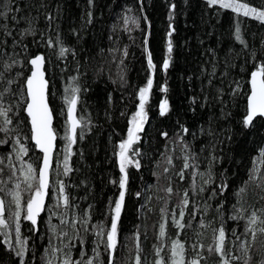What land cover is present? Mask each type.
Masks as SVG:
<instances>
[{
	"label": "trees",
	"instance_id": "16d2710c",
	"mask_svg": "<svg viewBox=\"0 0 264 264\" xmlns=\"http://www.w3.org/2000/svg\"><path fill=\"white\" fill-rule=\"evenodd\" d=\"M237 2L255 6L261 0ZM172 4L176 6L174 11L170 7ZM15 6L23 10L18 16L35 18L36 35L23 39V44L28 46L27 52L22 45L13 49L11 38H8L7 53H18L16 58L24 64V67L17 65L13 69V75L22 72L23 76L17 78L18 83L12 85V90L16 93L23 90L24 95H9L5 99L6 102L26 101L24 78L31 71L27 60L36 54H44L49 103L58 136L51 179L56 186L57 200H53L50 191L46 210L36 226L38 231H33L34 226L21 217V239L27 241L25 264H45L46 248V258L56 257L55 264H61L63 254H53L52 248L67 252L69 247L73 260L80 259V252L85 251V261L93 258L94 264H107L106 233L110 229L113 202L120 192L118 183L111 181H119L122 175L119 144L127 139L132 127V116L138 110L139 88L146 85L152 74L147 63L145 39L156 65L154 85L146 106L144 130L138 133L140 140L133 145L139 155H135L133 150L128 153L133 161H139L140 167L137 169L132 164L127 168V192L118 224L114 264H135L137 234L141 264H155L160 258L156 249L160 247L164 249L160 256L165 264H171L172 242L177 239L185 245V264L194 259L199 260V264H223L224 260L229 264H243L246 258L234 260L232 257H241V241L249 238L243 235L247 218L253 211L264 218V212L260 211L264 209V180L249 181L254 159L264 148V117L256 118L251 127L243 125L250 93V73L254 65L264 61V23L218 5L210 7L206 0H91V3L89 0H15ZM48 15L53 17L51 21L47 19ZM125 17L137 19L138 26L129 21V31H126ZM237 21L247 41V49L234 38ZM170 24L175 29L173 52L170 67L165 72L162 64L168 58ZM25 26L21 21L18 27ZM57 34L75 55L69 52L60 58L58 45L47 46L46 40L50 37L55 42ZM16 38L20 39L19 35ZM125 48L126 58L123 56ZM252 52L257 54L256 59L252 58ZM225 61L229 67H225ZM78 63L83 75L77 73ZM213 64L217 65V75L209 85ZM225 72L227 75L221 77ZM77 75L81 87L77 116L83 117V121L77 129V143L73 145V154L69 158L73 171L65 176L61 165L67 154L68 141L64 137L68 134L69 125L67 104L63 98L65 88L72 83L71 77ZM237 81L241 87L238 94L233 95ZM165 84L167 93L160 90ZM218 88L223 89L222 97L217 96ZM164 98L169 101L170 111L162 117L159 104ZM25 107L26 103L20 102L10 113L13 125L9 127L15 131L7 136L0 133V139H8L7 144L0 145V159L4 160L0 165L4 168L0 181L7 184L11 181L12 171L9 157L16 174L19 171L14 151L18 148L15 144L17 138L29 148L26 157L30 163L36 168L41 164L42 156L31 141ZM2 125L3 118L0 117ZM181 125L189 129L188 134H182ZM163 132L168 133L167 138L161 135ZM181 135L190 150H185ZM185 155H194L188 160L191 166L187 169L183 167ZM211 155H215L217 160L210 162ZM57 165L59 175L56 177ZM256 166L259 168L257 176L264 175V164ZM182 170L183 179L179 176ZM209 173L211 182L205 184ZM58 181L66 185L69 196L67 208L59 198ZM223 184H227L223 195H212L213 191L218 193L219 186ZM168 187L172 188L171 194L166 191ZM201 187L205 189L203 192ZM241 187H246V192L237 196ZM185 191L190 201L187 208H183L181 203ZM182 208L185 212L182 223L186 227L179 229L172 218L175 214L179 219ZM194 211L195 218L192 216ZM233 216L243 218L233 219ZM62 218L68 223H60ZM84 219L88 220L87 224L83 223ZM201 223L205 226L201 227ZM161 224H165L163 237L159 236ZM52 226L56 227L55 234ZM221 226L225 228L227 237L223 256L208 251L209 247L215 248L218 233L214 230ZM101 228L105 234L98 236ZM9 231L7 238L0 234V264H19L20 258L15 255V250L8 247L10 240L17 250L19 248L11 229ZM233 231L240 240L232 235ZM65 232L67 236L63 235ZM96 252H99L98 259H95ZM262 253V248L253 246L251 264H259Z\"/></svg>",
	"mask_w": 264,
	"mask_h": 264
},
{
	"label": "snow or ice",
	"instance_id": "6c2138e0",
	"mask_svg": "<svg viewBox=\"0 0 264 264\" xmlns=\"http://www.w3.org/2000/svg\"><path fill=\"white\" fill-rule=\"evenodd\" d=\"M91 3V0H89ZM207 4L212 6H219L222 9H231L233 12L238 15L242 13L244 17L254 18L261 23H264V0H261V3L251 6L249 3H239L237 0H206ZM15 0H8V4H5V0H0V117L3 118V125L0 126V133H4L7 136L10 132L15 131L14 128H10L9 126L13 125V117L10 113H13V108L18 107L20 102L26 103L25 112L27 116L30 118L31 124V140L34 141L35 146L43 153L42 156V165L39 168L34 167L33 163H28L26 170L21 168L20 172L23 175V183L25 185L24 191L29 192L30 196L26 202L22 204V195H21V183L17 182L14 185V188H8L6 181H0V234H3L6 238L10 236V229L14 230L16 237V245H19L18 250L15 248V245L8 241V247L10 249L15 250V255L20 258L19 264H25V255H26V240L21 239V212L24 210L23 219L27 220L33 225V231H38L39 229L36 227L38 224V217L42 212L46 210L45 199L50 195V171L52 170V158H53V150L55 148V141L57 139V134L53 129V110L49 106V81L45 78V56L44 54H36L28 58L27 63L31 65L30 75L24 78V89H26V101H7L6 96H23L24 91L22 90L20 93L13 92L12 85L18 83V77L23 76L22 72H16L13 75V69L19 65L20 67H24V64L21 60H18L15 55H10L7 53L6 49L8 46V38H11L12 48L15 49L18 46H23V50L27 52V44H23V39L29 35H36V28L33 26L35 18H29L27 15L17 14L21 13L23 10L19 6L13 7ZM171 9L175 10V4H172ZM91 13H89V17ZM173 17L170 14L169 20ZM47 19L51 21L53 17L51 15L47 16ZM145 19H147L145 17ZM21 21L26 25L23 28H19ZM131 23L136 24L138 26V20L130 17H125L124 23L126 25L125 30L129 31L127 25ZM89 22H91L89 20ZM169 31L167 33V53L168 58L164 59L162 64V69L166 72L170 67L171 53L173 52V41L172 35L175 29L172 25H169ZM19 35L20 39H17L16 36ZM234 38L238 41L245 49L248 48L247 41L243 38L241 34L240 22L237 21L235 25ZM145 43V51L147 53V63L148 68L151 70L149 77L146 80V85L144 87L139 88L138 93V110L132 116V127L128 131V137L126 140L122 141L119 144V170L121 172V177L119 181H111L112 183H118L120 192L119 197L116 199L114 203V207H112V216L110 222V229L106 233L107 244L106 250L108 251V262L107 264H114L115 253L117 249L118 243V224L121 217V211L124 206L125 196L127 192V184H128V172L127 168L134 164V166L139 169L140 163L138 160L133 161L129 157V150H133L135 155H139L137 150L133 149V145L140 140V136L138 133L144 130V123L147 120V112L146 106L149 102L150 93L153 89L154 79L153 75L156 70V65L153 63L151 52L147 50V39L144 41ZM46 44L48 47H56L59 46L58 56L63 58L67 53L72 52L75 55L74 51L66 46H64L63 41L60 39L59 34H57V38L55 42L49 37L46 40ZM128 55L127 49L123 50V56L126 58ZM252 58L256 59V53H251ZM7 57V59H3V57ZM123 64V60L120 61ZM230 64L228 61H225V67H229ZM216 68L217 65L213 64L212 69L209 73L211 77L208 81L209 85L212 84L213 79L216 78ZM77 73L79 75H83L80 73V65L78 63ZM79 75L71 77L72 83L69 84L65 88V96L64 101L67 104V121H68V134L64 137L68 141L66 152L67 154L63 157L62 167L64 175L67 176L73 169L69 165V158L73 154L72 148L73 145L77 143V129L81 127L83 117H77L75 113L77 112V105L79 103V95L81 92V87L78 84ZM227 75V73H222L221 77ZM123 79V76L120 77ZM250 93L247 96V108L246 115L243 119V125L245 128L251 127L253 121L257 117H264V61H260L256 65H254V70L250 73ZM236 88L233 89V95L238 94L240 90V83L235 82ZM163 93L168 92V87L165 84L160 89ZM217 96H223V89H217ZM193 103H195V98H193ZM170 111L169 101L167 98H164L159 104V114L160 116H165ZM181 132L183 135L189 133V129L181 125ZM211 131H209V135H211ZM165 138L168 137L167 132H163L161 134ZM183 135L180 136V141L184 143ZM81 138L83 137V130L80 133ZM8 143V139H0V145H4ZM15 144L19 145L18 149H14L16 152L17 158L21 159L22 156H26L29 152V148L26 147L23 143H21L20 139L17 138L15 140ZM185 150H190V146L184 143ZM190 158L188 155H185V163L184 169L189 168L191 165L188 163ZM217 160L215 155L210 156V162ZM171 163V158L168 160ZM264 164V148L260 149L259 155L254 159L253 169L249 174V181H255L256 179L264 180V175L257 176L259 172V168L256 166L257 164ZM4 164V160L0 159V165ZM9 166L11 167V176H16V169L14 165H11V157H9ZM167 171V169H165ZM4 172V168L0 167V175ZM203 175V174H201ZM181 179L184 178V171L182 170L179 173ZM33 181L36 183L34 184ZM211 182V174L209 173V180H205V184ZM59 185V198H62L63 205L67 208L69 206V196L66 194V185L63 181L57 182ZM195 184V181H193ZM247 183V182H246ZM261 185H258L260 187ZM220 191L217 193L213 191L212 195H223L224 190L227 188V184H223L219 186ZM205 189L203 187L200 188V191L203 192ZM166 191L171 194L172 188L168 187ZM246 192V187H241L237 196H242ZM140 193H137L139 196ZM10 196L11 201H7L4 197ZM264 199V197H262ZM183 208H187L190 201L188 199L187 191L184 192L183 198L181 200ZM239 203V201H238ZM14 204L15 209L11 210V205ZM59 206V205H57ZM235 208V205L233 206ZM181 209L179 212V219H176L175 214H173V223L179 229H184L186 225L182 223L185 212ZM223 208V205H220V209ZM242 208V206H241ZM218 209V210H220ZM198 211V209L196 210ZM196 211L192 213L193 218H195ZM264 212V209L260 210ZM233 219L243 218L238 216H233ZM248 223L245 227V231L243 233L244 236L249 237L246 241H241L240 248L244 253L246 259H244L243 264H251L252 257L250 255V251L252 247L258 241V235L264 236V218H262L256 211H253L248 216ZM88 220L84 219L83 223L87 224ZM60 223L67 224L68 221L65 219H61ZM73 226H75L73 224ZM190 226V225H188ZM205 225L201 223V227ZM52 231L55 234L56 227L52 226ZM218 233L216 236V246L215 248L209 247V253L215 251L217 254H221L223 256L226 244V230L223 226L219 229H215ZM64 236H67V233H63ZM98 236L104 235L103 229L97 232ZM233 236H236L237 240H240V237L236 235L235 231L232 233ZM159 236H165V224H161L159 228ZM136 248L137 255L135 257V264H141V257L139 252L141 251L139 245V234L136 235ZM51 243V241H50ZM84 241H81V245H83ZM260 246L264 248V241H260ZM68 247V246H65ZM74 247V245L72 246ZM203 247V245H201ZM95 251V249H93ZM163 247L156 249L157 257H160L155 261V264H165V260L160 256L161 252H163ZM53 254L60 252L63 254V258L61 260V264H94L93 258H89L86 261L84 260V256L87 255L85 251L80 252V259L73 260L71 256V247L67 252H64L61 248H52ZM48 249H45V264H52L51 260H48L47 257ZM185 253V245L180 242L178 239L172 242V252H171V264H185L184 260ZM179 257V259H177ZM99 258V252H96L95 259ZM232 259L240 260V256H233ZM103 264V262H101ZM189 264H199V260H191ZM223 264H229L227 260L223 261ZM259 264H264V260H260Z\"/></svg>",
	"mask_w": 264,
	"mask_h": 264
},
{
	"label": "rangeland",
	"instance_id": "374dc122",
	"mask_svg": "<svg viewBox=\"0 0 264 264\" xmlns=\"http://www.w3.org/2000/svg\"><path fill=\"white\" fill-rule=\"evenodd\" d=\"M22 143V142H21ZM18 147H19V145H18ZM18 149V148H17ZM16 161H17V168L19 169V171H18V173L16 174V176H14L12 179H11V181H10V183L9 184H7V187L8 188H14V185H15V183H17V182H20L21 183V189H20V191H21V195H22V204L24 203V202H26L27 201V199L29 198V196H30V193L29 192H26V191H24V189H25V185H24V183H23V175L21 174V172H20V169L21 168H23V169H25L26 170V168H27V164L28 163H30V161L28 160V158L26 157V156H22V158L21 159H18L17 157H16ZM58 170V171H57ZM55 176L57 177V175H59V166L57 165V166H55ZM56 179V178H55ZM13 181V182H12ZM15 181V182H14ZM33 183L35 184L36 182L35 181H33ZM55 188H56V186L54 185V183L52 182L51 184H50V191H52V197H53V200H57L56 198H57V196H56V191H55ZM51 195V194H50ZM7 201H11V197L10 196H5L4 197ZM15 209V206H14V204H12L11 205V210H14ZM23 215H24V210L22 209V212H21V217H23ZM247 223H248V221H247ZM11 233L13 234V236H14V238H15V241H16V237H15V232H14V230H11ZM247 240V238H244L242 241H246ZM260 241H264V236H259L258 235V241H257V243L254 245V246H256V247H260V248H262L261 246H260ZM17 247H18V245H17ZM262 251H263V253H262V260H264V248H262ZM240 255H241V258L242 259H244V258H247V257H245V255H244V253L241 251V253H240ZM251 255V254H250ZM48 260H51L52 261V264H55L56 263V257H51L50 259H48ZM244 261V260H243Z\"/></svg>",
	"mask_w": 264,
	"mask_h": 264
},
{
	"label": "water",
	"instance_id": "95a60500",
	"mask_svg": "<svg viewBox=\"0 0 264 264\" xmlns=\"http://www.w3.org/2000/svg\"><path fill=\"white\" fill-rule=\"evenodd\" d=\"M44 68H45V65H44ZM45 78H46V74H45ZM47 79V78H46ZM250 81V80H249ZM249 85H250V83H249ZM49 106H50V103H49ZM50 108H51V106H50ZM27 114V113H26ZM75 115L77 116V112L75 113ZM54 116V115H53ZM78 117V116H77ZM29 118V117H28ZM258 118V117H257ZM29 123H30V118H29ZM54 123H55V119H53V129H54V131H55V128H54ZM30 127H31V124H30ZM56 132V131H55ZM57 134V133H56ZM57 138H58V136H57ZM32 141V140H31ZM32 143L34 144V146H35V143H34V141H32ZM36 147V146H35ZM36 149H37V151L41 154V156H43V153H41L40 152V150L36 147ZM56 150H57V139H56V141H55V148H54V150H53V158H52V169H53V166H54V158H55V154H56ZM42 165V157H41V164H40V166ZM49 179H50V184H51V179H52V170L50 171V177H49ZM49 193H50V188H49ZM48 198H49V196L48 197H46V199H45V204L47 205V202H48ZM43 214V212L40 214V216ZM39 216V217H40ZM39 217H38V220H39Z\"/></svg>",
	"mask_w": 264,
	"mask_h": 264
},
{
	"label": "bare ground",
	"instance_id": "6f19581e",
	"mask_svg": "<svg viewBox=\"0 0 264 264\" xmlns=\"http://www.w3.org/2000/svg\"><path fill=\"white\" fill-rule=\"evenodd\" d=\"M219 11V10H218ZM220 13V12H219ZM116 17V16H115ZM62 167V166H61ZM11 171V170H10ZM9 171V172H10ZM53 171V170H52ZM10 181V180H9ZM13 182V181H12ZM15 182V181H14ZM52 199V198H51ZM48 226V225H47ZM85 230V229H84ZM105 234V233H104ZM51 236V235H50ZM97 236V235H96ZM62 238V237H61ZM50 239V238H49ZM106 241V240H105ZM12 242V241H11ZM13 244V243H12ZM15 244V243H14ZM104 244V243H103ZM17 247V246H16ZM9 252V251H8ZM224 255V254H223ZM227 255H228V253H227ZM233 256V255H232ZM219 257V256H218Z\"/></svg>",
	"mask_w": 264,
	"mask_h": 264
}]
</instances>
